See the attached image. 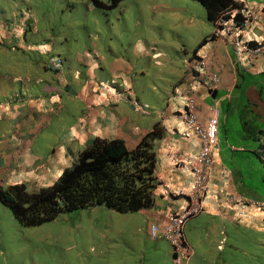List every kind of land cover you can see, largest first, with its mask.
Returning <instances> with one entry per match:
<instances>
[{"label": "crops", "instance_id": "crops-1", "mask_svg": "<svg viewBox=\"0 0 264 264\" xmlns=\"http://www.w3.org/2000/svg\"><path fill=\"white\" fill-rule=\"evenodd\" d=\"M19 1L2 0L3 6L0 2V46L16 42L25 48V44L29 42L19 37L21 31H24L23 24L31 23L33 31H41L42 24H39V17L29 9L26 13L18 10ZM232 1L241 6L242 22L237 26L238 28L232 20L236 9L230 10L229 18L222 20L217 17L212 23L205 13V19L213 26L212 31L205 33L207 35L198 44V36H202L200 35L202 31L199 32L197 39L195 37L196 45L192 47L194 49L189 56L190 65L187 66L185 62L183 75L179 72L167 82L163 81L166 78L159 76V73L155 75L150 73L148 63L145 65L144 61L149 58L150 51L155 53L160 51H156L157 45H151L150 40L142 38L128 42L127 50L131 56L116 55L104 59L102 56L100 69L103 68L99 72H88L83 81H80V76H77L78 81L73 80L78 70L74 65L82 61L78 54L67 56L75 63L63 66L64 63L60 60L55 72L52 71L53 76L43 80V85L35 92L28 87L32 83L31 79L23 81L22 87V84H18L16 76L9 78L0 75V102H2L0 131L5 134L0 141V163L33 164L31 167L35 171L34 177H38L37 174L41 173L43 180L39 181V184L45 186L58 176V171L68 165L74 154L91 139H118L130 149L153 123L159 121L164 127V134L155 141L154 145L153 203L149 208L133 211L140 217L144 235L147 237L149 224L163 225L167 213L178 212L186 204L192 183L191 172L185 168V162H176L172 154L178 153L185 160L191 159L198 151L199 140L195 135L183 136L184 126L178 120L177 114L185 103V85L190 77L192 64H195V70L200 69L198 64L200 56L208 55L211 63L207 70L218 74L219 84L214 92L207 90L208 80L204 74H200L199 86L195 89V101L202 119H206L210 114V107H216L217 129L216 142L212 149V162L208 167L205 195L201 203L202 209L197 215L200 213L205 215L204 223L212 228L216 227L217 221L229 224L244 220L246 223L258 221L264 224V211L249 205L242 208L240 204V201L264 202V52L244 54L239 57L236 56L232 45V38L236 32L250 47H255L262 41L264 0ZM87 6L89 9L97 8L92 4V0H87ZM246 9H250L252 15H249ZM216 26L220 31L215 30ZM44 41L48 49V42ZM30 44L32 45V42ZM163 45H166V42ZM87 64L90 68H98L99 65L91 61ZM146 76L149 78L146 79ZM154 76L159 79H154ZM59 86L65 91L64 97H70L72 102L69 99L64 101ZM235 88L238 89L236 92H234ZM146 91L149 100L143 99ZM240 97L242 100L238 101ZM152 98L156 101L153 102ZM74 100L76 103L80 102L81 114L68 113L70 118L61 114V119L66 123L64 128L59 122L52 123L51 117L55 113L56 117L60 115L58 111L64 105L65 108H73ZM140 100L153 109L146 113L134 110L132 103H138ZM162 103L164 106L161 107ZM231 114H239L237 120L241 121L242 117L244 119L242 125L234 128V131L233 127L231 129L226 127L227 117ZM10 115L14 116L12 123L8 121ZM245 117L251 119L245 121ZM29 118L30 123H28ZM249 122L253 124L246 127L245 124ZM48 132L49 137L52 138L47 142L49 149L44 152L45 159L42 163H37L35 161L42 157L37 156L40 152L32 145L33 138L37 135L40 143ZM245 150H250L257 160L241 153ZM248 163L253 165L248 175L257 176L251 177L252 180H249L245 175L246 172L242 171ZM24 168L22 166L20 169L25 170ZM1 172L7 173V170L0 167ZM53 176L55 177L48 182ZM45 178L47 179L44 180ZM8 180L10 183L13 182L9 178ZM17 181L25 182L20 179ZM241 210L244 211V216L239 218L237 214ZM251 219L254 220L250 221ZM186 224L187 221L182 230L185 229ZM184 239L187 241L185 235ZM158 240L162 239L155 241ZM153 250L155 255L161 251L157 243ZM167 253L172 254V250L167 249Z\"/></svg>", "mask_w": 264, "mask_h": 264}, {"label": "rangeland", "instance_id": "rangeland-1", "mask_svg": "<svg viewBox=\"0 0 264 264\" xmlns=\"http://www.w3.org/2000/svg\"><path fill=\"white\" fill-rule=\"evenodd\" d=\"M101 1L108 3V0ZM0 2L3 6L4 2ZM17 8L24 13L28 9L34 12L39 17V24H42L41 31H33L31 23L23 24L24 31L19 37L29 42L25 48L16 42L0 46V75L9 78L16 76L17 83L22 87L23 81L31 79L28 87L33 92L43 85V80L53 76L55 70L49 64L51 58H59L66 66L75 63L67 58L68 55H80L82 61L74 65L78 70L73 80L78 81L77 76H80V81H83L88 72H99L103 68L100 69L102 56L103 59L116 55L131 56L127 50L128 42L136 38L147 39L151 45H157L156 51L160 52L150 51L144 63H148L150 73H159V76L166 78L163 81H170L179 72L183 75L184 63L191 58L192 47L196 45L195 37L197 39L202 31V36H198L199 44L213 27L205 19L204 7L197 0H120L110 9H89L87 0H20ZM44 40L48 42V49ZM164 42L166 45H163ZM88 61L98 63V68H90ZM154 79L159 78L154 76ZM60 91L64 97L65 91L62 88ZM65 99L72 102L70 97L65 96ZM143 99L149 100L148 91L144 92ZM152 100L156 101L155 98ZM241 100L240 97L238 101ZM141 101L133 102L132 108L138 112V107L143 113L153 109ZM72 105L73 108L62 106L58 111L60 115L56 117L55 113L51 117L52 123L59 122L63 127L66 123L61 119V114L68 118V113L81 114L80 102L74 100ZM238 116L231 114L227 117L228 129L233 127L234 131V128L242 125L244 119L237 120ZM10 117L8 121L12 123L14 116ZM248 118L245 117V121ZM252 124L249 122L245 126ZM4 135L0 131V141ZM33 140L32 145L40 152L37 156L42 157L35 162L42 163L44 152L49 149L47 142L52 138L48 132L40 143L37 135ZM241 153L257 160L250 150ZM32 165L0 163V167L7 170V173L1 172L0 181L6 183L10 182L8 178L12 181L20 179L26 181L30 190H36L42 186L39 181L43 177L41 173H36L38 177H34ZM22 166L25 170L20 169ZM252 167V163H248L242 168L249 180L257 177L248 175ZM196 215L186 220L183 230L192 250L187 264H264L262 222L246 223L243 220L228 224L217 221L216 227L212 228L204 223L205 215ZM143 229L137 213L114 211L102 204L59 212L36 225H23L12 210L0 201V264H172L171 254L167 253V249L171 250L170 244L163 239L151 240L144 235ZM156 243L161 250L157 255L153 250Z\"/></svg>", "mask_w": 264, "mask_h": 264}, {"label": "trees", "instance_id": "trees-1", "mask_svg": "<svg viewBox=\"0 0 264 264\" xmlns=\"http://www.w3.org/2000/svg\"><path fill=\"white\" fill-rule=\"evenodd\" d=\"M119 1L92 0V4L110 9ZM197 1L203 5L211 23L217 17L229 18L232 9H236L232 15L233 23L239 26L242 22L241 6L232 0ZM163 134L164 127L156 121L130 149L118 139L93 138L74 154L70 165L64 167L50 184L35 191L26 190L23 184L0 187V201L23 225H36L59 212L97 204L118 212L149 208L155 187L154 145Z\"/></svg>", "mask_w": 264, "mask_h": 264}, {"label": "built area", "instance_id": "built-area-1", "mask_svg": "<svg viewBox=\"0 0 264 264\" xmlns=\"http://www.w3.org/2000/svg\"><path fill=\"white\" fill-rule=\"evenodd\" d=\"M247 13L252 15L250 9ZM238 28L237 26H235ZM216 31L220 29L216 26ZM232 45L236 56H243L244 54L252 55L264 52V38L255 47L248 46L243 42L236 32L232 38ZM192 62V61H191ZM211 63L208 55L200 56L198 64L200 69H196L192 64V70L189 79L185 85V103L181 111L178 112V120L183 124V136L195 135L199 140V148L197 153L189 160L181 157V154L173 153L172 156L176 162H185L186 167L191 172L192 183L190 191L186 197L185 206L178 212L167 213L164 218V224L158 225L151 223L147 226V235L151 240L163 239L166 240L172 249V264H186L191 249L187 245L182 231L184 222L191 216L196 215L202 209V200L205 195V185L208 177L209 166L212 162V149L216 142L217 129V109L210 107V114L206 119H202L195 101L196 87L199 86V76L204 74L208 80L207 90H215L219 84V76L216 72L207 70ZM60 64L58 58L50 62L52 69H56ZM187 66L190 65V59L186 60ZM196 71V73H193ZM138 112L143 113L142 109L137 107ZM167 191V188L165 192ZM241 207L251 206L258 210L264 211V202L251 201L241 202ZM238 217L244 216V211L238 212Z\"/></svg>", "mask_w": 264, "mask_h": 264}, {"label": "clouds", "instance_id": "clouds-1", "mask_svg": "<svg viewBox=\"0 0 264 264\" xmlns=\"http://www.w3.org/2000/svg\"><path fill=\"white\" fill-rule=\"evenodd\" d=\"M54 59H56V58H54ZM54 59H52V60H54ZM59 59V58H58ZM51 60V61H52ZM50 61V62H51ZM50 62H49V64H50ZM60 65V64H59ZM52 69V68H51ZM57 69V68H56ZM56 69H52V70H56ZM137 103V102H136ZM1 174V173H0ZM10 181V180H9ZM26 182V181H25ZM25 182H23V181H21V182H17V180H15V181H13V182H1L0 181V187L1 186H4V184H6V186H5V188L8 186V185H13V184H23L24 186H25V188H26V190H28V191H35V190H30L28 187H27V185H26V183ZM48 185V184H47ZM3 188V187H2ZM199 213V212H198ZM197 213V214H198ZM192 217V216H191ZM190 218V217H189ZM183 227V226H182ZM183 229V228H182ZM183 231V230H182ZM184 236V235H183ZM172 250V249H171ZM171 258H172V254H171Z\"/></svg>", "mask_w": 264, "mask_h": 264}]
</instances>
